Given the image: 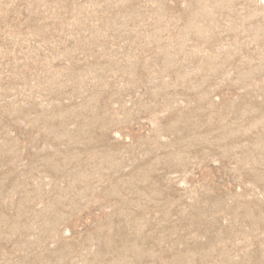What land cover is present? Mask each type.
<instances>
[{"label": "rangeland", "instance_id": "374dc122", "mask_svg": "<svg viewBox=\"0 0 264 264\" xmlns=\"http://www.w3.org/2000/svg\"><path fill=\"white\" fill-rule=\"evenodd\" d=\"M0 264H264V0H0Z\"/></svg>", "mask_w": 264, "mask_h": 264}]
</instances>
